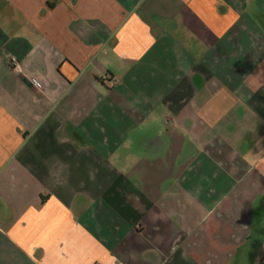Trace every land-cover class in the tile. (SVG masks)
Here are the masks:
<instances>
[{"label": "crops", "instance_id": "1", "mask_svg": "<svg viewBox=\"0 0 264 264\" xmlns=\"http://www.w3.org/2000/svg\"><path fill=\"white\" fill-rule=\"evenodd\" d=\"M0 264H264V0H0Z\"/></svg>", "mask_w": 264, "mask_h": 264}, {"label": "built area", "instance_id": "2", "mask_svg": "<svg viewBox=\"0 0 264 264\" xmlns=\"http://www.w3.org/2000/svg\"><path fill=\"white\" fill-rule=\"evenodd\" d=\"M9 63L11 65V67L18 73H22V66L19 62V60L14 57V56H11L9 57ZM31 83L33 85H35L36 87H40V85L38 84V82L35 80V79H31Z\"/></svg>", "mask_w": 264, "mask_h": 264}]
</instances>
